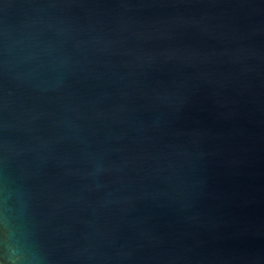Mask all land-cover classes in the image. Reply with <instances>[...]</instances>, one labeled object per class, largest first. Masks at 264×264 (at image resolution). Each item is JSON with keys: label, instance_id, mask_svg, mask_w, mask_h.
I'll return each instance as SVG.
<instances>
[{"label": "water", "instance_id": "1", "mask_svg": "<svg viewBox=\"0 0 264 264\" xmlns=\"http://www.w3.org/2000/svg\"><path fill=\"white\" fill-rule=\"evenodd\" d=\"M0 264H264V0H0Z\"/></svg>", "mask_w": 264, "mask_h": 264}]
</instances>
